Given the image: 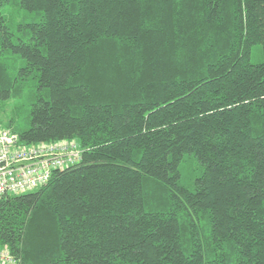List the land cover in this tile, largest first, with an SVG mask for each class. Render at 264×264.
Returning <instances> with one entry per match:
<instances>
[{
  "label": "trees",
  "instance_id": "obj_1",
  "mask_svg": "<svg viewBox=\"0 0 264 264\" xmlns=\"http://www.w3.org/2000/svg\"><path fill=\"white\" fill-rule=\"evenodd\" d=\"M23 13L19 22L6 11ZM264 0H0V110L75 165L0 199L19 264H264Z\"/></svg>",
  "mask_w": 264,
  "mask_h": 264
},
{
  "label": "built area",
  "instance_id": "obj_2",
  "mask_svg": "<svg viewBox=\"0 0 264 264\" xmlns=\"http://www.w3.org/2000/svg\"><path fill=\"white\" fill-rule=\"evenodd\" d=\"M82 150L72 140L29 144L11 129L0 128V199L37 190L56 170L75 165ZM0 264H19L7 247L0 246Z\"/></svg>",
  "mask_w": 264,
  "mask_h": 264
},
{
  "label": "rangeland",
  "instance_id": "obj_3",
  "mask_svg": "<svg viewBox=\"0 0 264 264\" xmlns=\"http://www.w3.org/2000/svg\"><path fill=\"white\" fill-rule=\"evenodd\" d=\"M8 19L11 21V24L15 22H19L21 20V16L23 13L16 9H9L6 12ZM264 61V57L262 56L259 49L255 50L254 55L252 57L253 63H260ZM29 101L26 97L18 100L8 101L4 104L0 110V117L5 121L9 119H14V125L16 127H26L29 125Z\"/></svg>",
  "mask_w": 264,
  "mask_h": 264
}]
</instances>
